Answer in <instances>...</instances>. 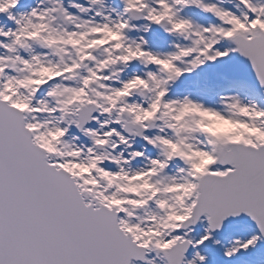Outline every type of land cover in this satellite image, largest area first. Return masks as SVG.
<instances>
[{"label": "snow or ice", "instance_id": "6c2138e0", "mask_svg": "<svg viewBox=\"0 0 264 264\" xmlns=\"http://www.w3.org/2000/svg\"><path fill=\"white\" fill-rule=\"evenodd\" d=\"M0 264H264V0H0Z\"/></svg>", "mask_w": 264, "mask_h": 264}]
</instances>
